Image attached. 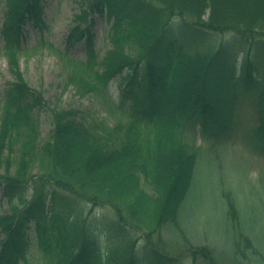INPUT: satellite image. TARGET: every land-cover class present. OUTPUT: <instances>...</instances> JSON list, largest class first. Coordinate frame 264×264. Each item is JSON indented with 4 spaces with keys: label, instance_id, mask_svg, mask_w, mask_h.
Segmentation results:
<instances>
[{
    "label": "trees",
    "instance_id": "obj_1",
    "mask_svg": "<svg viewBox=\"0 0 264 264\" xmlns=\"http://www.w3.org/2000/svg\"><path fill=\"white\" fill-rule=\"evenodd\" d=\"M42 1L5 0L1 35L14 81L0 93V190L12 211L0 215V264H26L31 246L41 264H180L182 254L174 257L151 239L165 225L178 227L198 159L189 130L199 125L213 147L239 129L233 106L249 100L255 109L245 130L264 149V0H239L242 8L227 1L230 9L213 0H74L81 12L66 48L84 41L87 56L61 54L66 88L98 99L116 116L87 122L77 110H54L45 142L37 111L46 102L29 86L18 57ZM95 17L108 24L109 48L100 60L89 28ZM206 34L223 38L205 42ZM181 43L202 48L191 55ZM242 46L249 52L237 67ZM118 77L113 110L109 87ZM103 208L113 217L97 216ZM130 232L143 234L145 244L135 249ZM100 235L119 242L116 256L96 245ZM236 240L249 244L243 234ZM181 251L193 262L224 264L207 247Z\"/></svg>",
    "mask_w": 264,
    "mask_h": 264
},
{
    "label": "rangeland",
    "instance_id": "obj_2",
    "mask_svg": "<svg viewBox=\"0 0 264 264\" xmlns=\"http://www.w3.org/2000/svg\"><path fill=\"white\" fill-rule=\"evenodd\" d=\"M223 7L230 9V3ZM80 9L79 4L72 0H46L41 17L45 26L34 21L27 26L19 65L30 87L44 94L46 106L37 113L42 142L50 137L54 110L75 109L87 122L111 123L115 120L116 114L109 112L98 99L80 98L72 86L66 88L65 59L59 54L66 50V38L77 25L74 18ZM5 13V1L0 0V28ZM89 28L95 33L93 41L104 51L109 46L103 35L108 24L104 19L95 17ZM2 47L0 36V49ZM184 49L188 51V48ZM103 51L99 59L104 55ZM86 55L84 46H78L69 53L78 61L85 60ZM242 57L243 54H240ZM13 79L7 60L0 53V92H4L7 83ZM119 83V79L115 80L110 87L108 101L113 110L115 106L112 105L119 102ZM234 109L238 113L244 111L237 123L240 131L213 147L207 148L198 130L196 133L191 131L200 147L199 161L191 189L181 205L178 227L165 225L151 239L152 243L164 247L171 255L182 254V264H193L191 257H186V252L181 251L182 247L189 245L212 249L213 258L224 264H264V151L255 146L245 130L249 127L253 105L244 100L237 103ZM33 173L37 174L38 169ZM146 186L141 181V187L147 189ZM229 203L234 207L233 212L229 211ZM14 205L23 208L17 201ZM10 212L9 205L2 200L0 214ZM96 212L97 216H112L110 209H97ZM241 234L247 237L249 244L236 240ZM133 235L136 239V234ZM104 241L100 238L101 245L105 244ZM143 243L144 240H140L139 244ZM113 247L114 250L119 249L117 243ZM34 251L27 264H38V254L33 255ZM195 264L205 262L198 259Z\"/></svg>",
    "mask_w": 264,
    "mask_h": 264
},
{
    "label": "bare ground",
    "instance_id": "obj_3",
    "mask_svg": "<svg viewBox=\"0 0 264 264\" xmlns=\"http://www.w3.org/2000/svg\"><path fill=\"white\" fill-rule=\"evenodd\" d=\"M227 1H233L239 8L246 7L245 3H241V2H239V0H236V1H234V0H213V3H216V4L224 3L225 4V2H227ZM198 2H199V0H198ZM199 4H201V2H199ZM223 12L225 14L229 15V11H226V10L223 9Z\"/></svg>",
    "mask_w": 264,
    "mask_h": 264
}]
</instances>
